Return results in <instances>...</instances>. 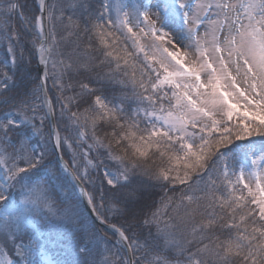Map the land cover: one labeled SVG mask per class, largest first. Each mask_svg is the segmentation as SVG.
Listing matches in <instances>:
<instances>
[{
	"label": "snow or ice",
	"instance_id": "1",
	"mask_svg": "<svg viewBox=\"0 0 264 264\" xmlns=\"http://www.w3.org/2000/svg\"><path fill=\"white\" fill-rule=\"evenodd\" d=\"M0 48V264H264V0H0Z\"/></svg>",
	"mask_w": 264,
	"mask_h": 264
},
{
	"label": "trees",
	"instance_id": "2",
	"mask_svg": "<svg viewBox=\"0 0 264 264\" xmlns=\"http://www.w3.org/2000/svg\"><path fill=\"white\" fill-rule=\"evenodd\" d=\"M38 1L39 0H28L29 6H32L33 3H35L36 5H38ZM21 2L23 3L24 0H21ZM4 59H5V52H4V50L2 48H0V61H4ZM33 75H35V72L34 71H33ZM48 87L51 88V83H49Z\"/></svg>",
	"mask_w": 264,
	"mask_h": 264
}]
</instances>
